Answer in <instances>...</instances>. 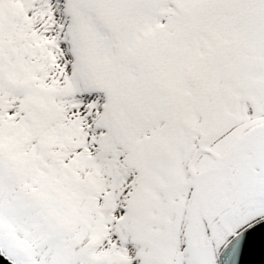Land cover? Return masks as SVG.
Here are the masks:
<instances>
[{"label": "snow or ice", "instance_id": "6c2138e0", "mask_svg": "<svg viewBox=\"0 0 264 264\" xmlns=\"http://www.w3.org/2000/svg\"><path fill=\"white\" fill-rule=\"evenodd\" d=\"M0 264H264V0H0Z\"/></svg>", "mask_w": 264, "mask_h": 264}]
</instances>
